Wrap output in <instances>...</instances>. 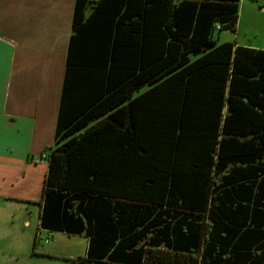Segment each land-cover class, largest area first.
<instances>
[{
	"label": "trees",
	"instance_id": "16d2710c",
	"mask_svg": "<svg viewBox=\"0 0 264 264\" xmlns=\"http://www.w3.org/2000/svg\"><path fill=\"white\" fill-rule=\"evenodd\" d=\"M240 0H75L38 226L73 264H264V50Z\"/></svg>",
	"mask_w": 264,
	"mask_h": 264
},
{
	"label": "crops",
	"instance_id": "0c3cea01",
	"mask_svg": "<svg viewBox=\"0 0 264 264\" xmlns=\"http://www.w3.org/2000/svg\"><path fill=\"white\" fill-rule=\"evenodd\" d=\"M74 4L0 0V198L39 210L47 171L40 155L54 144ZM260 24L264 0H240L237 35L258 36ZM261 35L264 50V27ZM234 43L246 47L239 37Z\"/></svg>",
	"mask_w": 264,
	"mask_h": 264
},
{
	"label": "rangeland",
	"instance_id": "374dc122",
	"mask_svg": "<svg viewBox=\"0 0 264 264\" xmlns=\"http://www.w3.org/2000/svg\"><path fill=\"white\" fill-rule=\"evenodd\" d=\"M263 27L260 24L255 29L258 36L244 35L241 31L237 35L228 30L215 33L216 43L223 40L234 43L239 37L242 45L259 49ZM38 213L34 201L24 203L0 198V264H73V259L85 255V237L40 229Z\"/></svg>",
	"mask_w": 264,
	"mask_h": 264
},
{
	"label": "built area",
	"instance_id": "2783aa9c",
	"mask_svg": "<svg viewBox=\"0 0 264 264\" xmlns=\"http://www.w3.org/2000/svg\"><path fill=\"white\" fill-rule=\"evenodd\" d=\"M46 156H47V154H46L45 152H43V153L40 155L41 160H45V159H46Z\"/></svg>",
	"mask_w": 264,
	"mask_h": 264
}]
</instances>
